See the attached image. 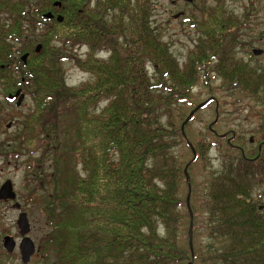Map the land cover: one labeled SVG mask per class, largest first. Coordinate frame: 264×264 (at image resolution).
<instances>
[{
	"label": "trees",
	"instance_id": "16d2710c",
	"mask_svg": "<svg viewBox=\"0 0 264 264\" xmlns=\"http://www.w3.org/2000/svg\"><path fill=\"white\" fill-rule=\"evenodd\" d=\"M153 3L0 0V125L9 117L1 96L22 88L34 103L14 136L16 149L1 153L14 159L39 155L26 162L34 196L46 179L31 168L40 169L61 118L73 116L62 171L55 172L57 186L45 201L52 231L41 252L50 264H264V207L252 196L264 182V149L248 152L241 137L229 141L208 129L194 145V158L175 108L194 104L192 89L210 71L202 75L199 62L209 53L219 55L212 70L226 90L237 88L264 105V65L233 56L236 18L223 8L200 24L205 36L180 65L152 27ZM48 12L54 17H44ZM66 46L88 48L85 57L74 56L91 74L79 85L66 82ZM256 135L264 139V124ZM185 142L193 153L186 164ZM212 147L220 151L221 170L206 173L202 199L192 206V254L183 192L190 186L195 192L189 170L197 160L208 163Z\"/></svg>",
	"mask_w": 264,
	"mask_h": 264
},
{
	"label": "rangeland",
	"instance_id": "374dc122",
	"mask_svg": "<svg viewBox=\"0 0 264 264\" xmlns=\"http://www.w3.org/2000/svg\"><path fill=\"white\" fill-rule=\"evenodd\" d=\"M153 2L152 27L168 43L180 65L188 62L190 55L197 52L196 50H198L199 44L204 38L198 30L197 33L196 29L188 24L189 22L176 21L169 16L171 12L184 8H188L189 14L198 19L199 24L204 23L205 18L210 14L214 15L218 12L219 8H223L227 13H233L236 18V25L230 29V33L235 32L236 40L242 45L238 44V47L235 48L237 58L253 66L264 65V54L261 56L252 54L253 48L264 49V0H195L192 3H184L177 9L172 6L171 0H153ZM237 25L239 27H236ZM197 43L198 47L196 49ZM66 49V59L63 62L66 82L69 85H79L87 81L91 74L79 67L74 56L75 53H78L79 56L85 57L88 48L81 46L72 49V47L66 46ZM99 56L107 58L109 53L101 52ZM215 62L213 61L212 64H215ZM212 67L209 68L210 71H213ZM149 69L150 74H154V69L151 66ZM206 79V82L203 80L192 89L194 104H176L175 107L178 108L179 123L182 124L197 105L206 103L185 126L188 144L191 143L194 146L202 133H207L208 129H213L218 134L226 133L227 137L235 133L236 136L241 137L239 141L244 143L248 152H255L259 142L264 140L256 135L259 126L264 124V105L244 98L237 88L226 90L223 78L217 73L209 72ZM1 99L4 102L6 101L2 96ZM5 104L9 117L0 125V153L2 151L6 152L8 149H16L14 136L21 130L27 114L33 109L34 103L30 94L26 93L20 107H17L16 102H5ZM72 119L71 114H66L61 118L57 140L49 138L50 147H48L45 158L41 156L40 169L36 168V165L33 169L31 168L32 175H38L39 173L41 177L46 179L45 187L39 190L35 196L32 194L34 184L31 181L29 182V173L26 172V162L31 159V162L34 161L35 163L39 155H31V158L28 155H22L19 159H14L12 156L6 157L4 153L0 154V187L8 179L13 182L14 190L18 195L17 201L22 206L21 211L26 212L29 219L31 226L29 236L37 246V253L29 264H50L40 249L42 239L52 231V227L47 222L44 207L45 201H51L50 197H52L57 186L55 176H60V173L58 175L55 172L62 171L63 163L60 157L69 147L67 134H70L71 129H73L71 127ZM9 124L12 126L9 127ZM51 131L53 136L54 130ZM251 138L254 139V142H250ZM239 141L234 143H239ZM181 148L185 152L184 160L186 164L193 158V153L186 142L182 143ZM208 152L210 161L206 163L207 165L202 160H197L189 170L195 191L190 197L191 206H198L202 199L200 196L206 173L210 169L221 170L219 149L212 147ZM55 158L56 160H54ZM57 167L58 170H56ZM78 171H83L81 165L78 166ZM183 194L184 198H187L188 191L184 190ZM252 196L260 202L259 205L264 207V182L255 187ZM14 203L15 201L0 200V247L2 246L3 233L16 235L17 242L21 240V236H18L19 228L17 224L20 211L13 207ZM201 237L204 236L201 235ZM0 264H23L18 247L14 255L0 256Z\"/></svg>",
	"mask_w": 264,
	"mask_h": 264
},
{
	"label": "water",
	"instance_id": "95a60500",
	"mask_svg": "<svg viewBox=\"0 0 264 264\" xmlns=\"http://www.w3.org/2000/svg\"><path fill=\"white\" fill-rule=\"evenodd\" d=\"M55 6H61V2L60 1H56L54 3ZM44 16L46 18H53L54 14L52 12H48L45 13ZM57 19L59 21L63 20V16L62 15H58ZM36 50L39 52L41 50V45H38ZM262 52V49H255V53L256 54H260ZM27 57L28 54H24L22 56V60L24 62H27ZM16 98H18L17 100V106H20L25 98V94L22 92V89H18L14 94H10L8 96V99L13 101ZM205 105L204 103H201L199 105H197L194 110L191 111V113L189 114V116L186 118V120L183 122L182 124V131L183 134L186 136L185 133V126L186 124L189 122V120L192 118V116L203 106ZM11 126V124H9V127ZM190 146L194 152V156H196V150L194 149L193 145L190 143ZM188 167L189 164L185 167V174L187 176V179H189V175H188ZM17 197V193L14 190V185L13 182L8 179L6 180V182L1 186L0 188V199L4 200V201H8V200H15ZM190 197H191V186H190V191L188 193L187 196V205L189 208V212L191 215V223H190V228H189V243H190V248L192 250V254H193V211H192V206L190 205ZM15 206H20V203H16ZM19 224L21 227V231L22 234L25 235L29 232V224H28V220L26 217V214H23L19 220ZM4 245L5 248L9 251V252H13L16 246V242L14 241V238L12 236H6L5 237V241H4ZM21 253H22V258L24 262H28L31 258V256L36 252V246L35 243L33 242V240L31 238H29L28 236L25 237L22 242H21ZM188 264H194V261H190Z\"/></svg>",
	"mask_w": 264,
	"mask_h": 264
},
{
	"label": "flooded vegetation",
	"instance_id": "af4514ba",
	"mask_svg": "<svg viewBox=\"0 0 264 264\" xmlns=\"http://www.w3.org/2000/svg\"><path fill=\"white\" fill-rule=\"evenodd\" d=\"M195 0H171V4H172V6L175 8V9H177V8H180V6L182 5V4H184V3H192V2H194ZM170 17H172L173 18V20H176V21H182V20H184L185 22H189L188 24L189 25H191V27H193L194 29H196V31L198 30L199 31V33H201L203 36H205L204 34V30H203V28H201L200 27V24H199V22H197L198 21V19H196L195 17H193V16H191L190 14H189V10H188V8H184V9H177V11L176 12H171L170 13V15H169ZM198 31H197V33H198ZM240 46H242L241 44H240ZM197 47H198V43L196 44V49H197ZM236 47H238V45L236 46ZM235 47V48H236ZM255 49H260V48H253L252 49V54L253 55H256V56H261V55H263L264 54V49H262V52L260 53V54H256L255 53ZM233 56L234 57H236V59H238L237 58V52H235V49H234V54H233ZM206 60L204 61V62H199V63H203V64H200V65H204L203 67H202V69L201 70H199L200 72H201V74L202 75H204L203 73H206V71L207 70H209V68H211V66H213V65H215V64H218V61H219V55L218 54H212V53H209L208 54V58H205ZM239 60V59H238ZM213 61H216L215 62V64H212V62ZM206 64V65H205ZM206 67V68H205ZM205 68V69H204ZM209 72H214V74H216V72L215 71H209ZM209 72L208 73H206V77L209 75ZM211 99H213V98H211ZM210 130H212L213 132H214V130L213 129H210ZM217 135H219V136H221V137H224V136H226L227 137V135H224V134H218L217 132H215ZM222 135H224V136H222ZM234 136H236V134L235 133H233L231 136H229V141H231L232 140V138H234ZM250 142H254V139L253 138H251L250 139ZM263 149H264V140H262V141H260L259 142V145H258V150L261 152V151H263ZM258 206H262V205H258ZM14 208H16L17 210H19L20 212H19V217H18V220H17V224H18V228H19V231H18V236H21V240L19 241V242H17V240H16V238L15 237H17L16 235H10V234H4L3 233V237H2V246L0 247V256H6V255H14V253H15V250H16V248L18 247V249H19V255H20V257H21V260H22V262H23V264H29L30 262H31V260H32V258L36 255V253H37V247H36V252L31 256V258H30V260L28 261V262H24L23 261V258H22V253H21V249H20V246H21V242H22V240L25 238V237H29V238H31L30 236H29V233H30V230H31V226H30V223H29V219H28V216H27V213L26 212H24V211H21V208H22V206H13ZM23 214H26V217H27V220H28V224H29V227H30V229H29V232L27 233V234H25V235H23L22 234V231H21V227H20V224H19V220H20V218H21V216L23 215ZM6 236H12L13 238H14V241L16 242V246H15V249H14V251L13 252H9L6 248H5V245H4V241H5V237ZM32 239V238H31ZM33 240V239H32ZM34 242V241H33ZM2 249V250H1Z\"/></svg>",
	"mask_w": 264,
	"mask_h": 264
}]
</instances>
